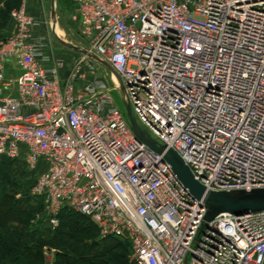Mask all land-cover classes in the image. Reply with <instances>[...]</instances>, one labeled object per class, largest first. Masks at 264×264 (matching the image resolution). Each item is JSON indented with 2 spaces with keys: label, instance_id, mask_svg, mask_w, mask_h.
Returning <instances> with one entry per match:
<instances>
[{
  "label": "built area",
  "instance_id": "obj_1",
  "mask_svg": "<svg viewBox=\"0 0 264 264\" xmlns=\"http://www.w3.org/2000/svg\"><path fill=\"white\" fill-rule=\"evenodd\" d=\"M71 1L80 48L100 61L57 56L25 3L13 10L0 37V157L34 174L53 225L65 209L87 216L129 241L135 264H264V210L207 220L125 108L207 192L264 190V0Z\"/></svg>",
  "mask_w": 264,
  "mask_h": 264
},
{
  "label": "rangeland",
  "instance_id": "obj_2",
  "mask_svg": "<svg viewBox=\"0 0 264 264\" xmlns=\"http://www.w3.org/2000/svg\"><path fill=\"white\" fill-rule=\"evenodd\" d=\"M16 1L18 5H14L13 7H0V11L3 10L7 12L10 9L8 12L11 14V12L15 9H18L22 3H25L27 7L28 0ZM37 1L38 7L32 8L41 14L38 16L36 15L37 12L34 11V13L32 12L30 15H32L35 19L42 21L43 27L40 30L43 31L52 42L54 54L65 58L69 63H73L78 58V53L63 46L57 40L53 31L54 22L56 20L57 25L54 29L57 33V36L68 44L83 47V42L78 35L77 23L73 18V6L68 2V0H57L55 10L56 19H53L52 0ZM2 21L3 20L0 18V24ZM96 67L98 70L97 75L99 77H105L111 82V73L107 72L99 65H96ZM111 94L116 105L124 111L125 109L121 91L114 89L112 90ZM138 122L141 127L144 128L141 122ZM19 164L20 163H16L9 166V173L11 177L10 180L12 184L7 188V191L14 197V200L18 203L19 208L24 211V215L19 216L18 222H13L12 227L17 231L18 235H22L23 237L31 236L37 241L46 244L45 247H41L43 264H60V260L57 257V252L61 253L65 251L61 246L63 244L61 241V234L69 235L76 240H82L84 243L94 242L102 244V246L98 249H101L105 246L110 247L107 258L110 259L114 264H135L132 258V245L129 241L116 237L104 238L99 234L95 227L91 226L86 221L81 220L80 224L76 223V219L80 220V218H77V216L73 213L66 214L65 217H62L59 220L57 225H53L45 214L44 202L31 196V188L35 181L34 174L25 172L24 167H19ZM231 195L232 196L230 197L234 198V194ZM74 225H77V227H80L81 229L87 230L86 232L79 231L77 228L74 229L71 227H74ZM73 244L78 245L75 242H73ZM12 255L14 256L16 254ZM9 260H11V258ZM0 264H7V261L0 257Z\"/></svg>",
  "mask_w": 264,
  "mask_h": 264
},
{
  "label": "trees",
  "instance_id": "obj_3",
  "mask_svg": "<svg viewBox=\"0 0 264 264\" xmlns=\"http://www.w3.org/2000/svg\"><path fill=\"white\" fill-rule=\"evenodd\" d=\"M1 1L4 0H0V2ZM68 2L74 7L71 0H68ZM14 5H18L16 0H7L5 3V7H13ZM8 11H0V18L3 20L0 24L1 28L5 27L8 20H10V13ZM16 163L18 164L19 162L10 160L6 157H0V257H2L3 260H6L7 264H43L41 247H45L46 244L37 241L31 236L23 237L22 235H18L17 231L12 227V223L18 222L19 216L24 215V211L19 208L14 197L7 191V188L12 184L10 180L9 166ZM19 167L23 168L20 164ZM24 171L27 172L25 168ZM70 213H73L77 218H80V220L76 219V223L80 224L81 220H84L97 229L96 225L90 218L71 209L63 210L59 219ZM71 227L74 229L77 228L82 232H86L87 230L81 229L80 227H77V225ZM60 236L61 241L63 242L61 246L65 250L61 253L57 252L60 264H114L107 258L110 247L105 246L98 249L102 244L94 242L84 243L82 240H76L75 238L64 234H61ZM73 242L78 245H74ZM12 254L16 255L13 256ZM10 258L11 260H9Z\"/></svg>",
  "mask_w": 264,
  "mask_h": 264
},
{
  "label": "water",
  "instance_id": "obj_4",
  "mask_svg": "<svg viewBox=\"0 0 264 264\" xmlns=\"http://www.w3.org/2000/svg\"><path fill=\"white\" fill-rule=\"evenodd\" d=\"M56 3L57 0H52L53 19H56ZM56 23L57 21L55 20L54 25H56ZM56 38L63 46L81 54L88 55L97 61H100L97 57L91 55L86 50L76 45L68 44L57 36ZM103 64L110 71L115 73L109 64ZM116 76L121 83L120 77L117 74ZM125 108L132 126V130L136 137L157 153L162 154L164 156V159L171 165L173 171L177 175L180 182L184 185V187L187 188L196 199H204V201L208 204L212 212L210 217H207V220L213 219L216 215L223 212H228L236 216H240L250 212L264 210V190L218 194L207 192L206 189L194 179V176L192 175L190 169L186 166L182 158L173 150H167L166 147H159L157 143L139 127L138 123L132 115L130 107L128 105H125ZM231 194H234V198L230 197L232 196ZM214 201L217 203H214Z\"/></svg>",
  "mask_w": 264,
  "mask_h": 264
},
{
  "label": "crops",
  "instance_id": "obj_5",
  "mask_svg": "<svg viewBox=\"0 0 264 264\" xmlns=\"http://www.w3.org/2000/svg\"><path fill=\"white\" fill-rule=\"evenodd\" d=\"M6 1L7 0L1 1L0 2V7H5ZM37 4H38L37 0H28L27 7H28V13L29 14H31L32 12L34 13V11L37 12L36 15H38V16L41 14L40 12H38L37 10H34L32 8V7H38ZM14 28H15L14 22L11 19L8 20V23H7V25L5 27H2V28L0 27V37L10 34L11 32H13Z\"/></svg>",
  "mask_w": 264,
  "mask_h": 264
},
{
  "label": "bare ground",
  "instance_id": "obj_6",
  "mask_svg": "<svg viewBox=\"0 0 264 264\" xmlns=\"http://www.w3.org/2000/svg\"><path fill=\"white\" fill-rule=\"evenodd\" d=\"M56 25H57V23H56ZM56 25H54V28H55ZM54 33H55V35L57 36V33L55 32V29H54ZM57 37H58V36H57ZM58 38H59V37H58ZM214 203H217V202L214 201Z\"/></svg>",
  "mask_w": 264,
  "mask_h": 264
}]
</instances>
